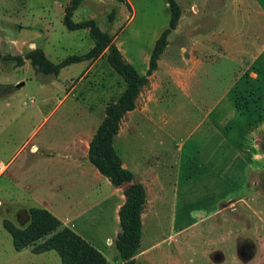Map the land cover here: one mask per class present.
<instances>
[{"label":"rangeland","instance_id":"obj_1","mask_svg":"<svg viewBox=\"0 0 264 264\" xmlns=\"http://www.w3.org/2000/svg\"><path fill=\"white\" fill-rule=\"evenodd\" d=\"M22 1L27 7L12 10L0 0V163L6 166L0 174V264H63L54 250L18 255L14 249L5 224L26 228L36 208L59 215L107 253L111 264H123L112 204L96 201L108 194L107 186L103 191H55L45 182L55 164L32 163L35 155L45 154L35 143L64 144L75 123L86 120L90 135L97 131L126 90L127 76L115 67L110 46L102 45L90 27L67 28L64 17L71 0H58L56 6L55 0ZM177 1L186 24L169 33L157 68L139 87L134 108L122 114L114 137L125 161H135L144 175L150 172L142 240L152 260L144 256L138 262L249 264L256 256L251 264H264V92L244 94L230 88L234 64L222 44L227 36L206 31V11L193 10L207 6L206 0ZM170 15L167 0H82L73 20H95L111 37L119 59L143 76ZM226 18V28L240 34L242 23L231 15ZM200 32L206 42H221L219 55L182 63L184 86L179 87L175 74L181 69V46L189 48L187 41ZM35 51L58 66V75L34 67L30 55ZM23 81L27 83L16 89ZM250 102L256 109L242 110ZM79 104L81 110L75 108ZM234 105L249 115L231 118ZM132 133L131 144L121 147V140ZM256 152L261 156L254 159ZM255 168L252 180L258 181L256 204L262 219L243 210H224L221 201L229 195L249 198ZM79 198L82 204L76 203ZM85 209L81 215L79 210Z\"/></svg>","mask_w":264,"mask_h":264},{"label":"crops","instance_id":"obj_2","mask_svg":"<svg viewBox=\"0 0 264 264\" xmlns=\"http://www.w3.org/2000/svg\"><path fill=\"white\" fill-rule=\"evenodd\" d=\"M58 3L59 1L55 0L53 5L56 6V4ZM206 3L207 6L202 7L203 9L195 5L193 7V10L196 13H203L204 11H206V15H208L209 19L207 24L208 26L205 29L206 31L209 28L210 30L213 29V32L217 31L219 35L222 34L223 36H227L226 38H224L222 44L225 47V52L228 53L231 58L230 61L234 64L232 69V77L234 79L230 84V88H239L240 92L244 94H260L261 92H264V38H262L264 35L260 34L262 31H264V0H206ZM25 4L26 2H23L22 0H3V8L12 7V10L13 8L15 9L18 7H22ZM227 15H231L232 18L235 19L237 18V21H240L242 23L243 28L240 34H237L235 36L233 35V31L231 29L226 28L225 22L227 21ZM185 19V12L182 11V15L176 27V30L184 28L186 24ZM228 37H230L232 40L229 41L227 39ZM187 43L189 45V48L183 47L182 49L181 46V50H183L180 51L181 60L179 62L181 63V65H179V67H181V69H178L177 73L175 74V83L179 87L184 86L183 80H180V75L183 74L182 63H190L191 61H196L197 58L200 61L204 59L213 60V57L219 55V51L217 50L221 47V42H219L218 44L213 40L206 42L201 32L198 36L194 35L189 41H187ZM234 47H238L240 49H232ZM26 83L27 81H25V84ZM42 85L44 86L45 84ZM80 105L81 104L75 106V108L77 110H81L79 108ZM256 107V103L250 102L248 104H245L242 110H254L256 109ZM238 110L239 108L235 105L234 108H231L229 113L231 118H239L242 117V115H249L248 113L243 114ZM84 116L86 117V115ZM87 125L88 122H86V120L82 121V123L73 124L69 130L70 134L65 137V139L68 140H64V144L56 145L53 143H42L40 141L38 143H35L34 147L45 151V154L35 155L32 166L40 160H51L53 164H55L53 166L55 171L51 174L49 179L45 181L48 182L47 184H52V187L55 191H63L68 189H78V191H80L81 188H91L97 191H103L104 186H107L108 194L106 196L104 195L105 197L96 201H102L100 204L101 206L109 205L111 203V207L115 215V220L118 224H120V211L122 206L126 203L125 189L129 185V183H125L118 187L113 185L111 180L90 161V142L96 130H94L90 135ZM133 134L136 133H132L131 135L129 134L121 140V147H123V143L127 145L131 144L130 140L131 138H134ZM120 136L122 135L119 134L115 139V145H117V147L118 142L120 143L119 138H122ZM252 155L254 159H257L259 156H261V154L258 152L252 153ZM121 156L123 157V166L133 170L135 174V181L143 183L147 188L148 197L146 208L142 213L143 220V217L146 215V212L148 210L150 201V172H147L145 175L144 173L142 174L138 172V167H135V161L130 162L128 159L127 161H125L124 156ZM257 170L258 168L252 170L251 184L254 188H251L249 198H246V196L244 195L233 198L232 195H229L228 198H226L224 201H221L224 210H229L231 213L238 210H243V212H248V216L250 217H261L260 211L256 204V197L258 196V181L252 180L253 176L257 175ZM83 193L84 192H81V196L83 195ZM78 201L80 202V198L79 200H77V204ZM80 204H82V202H80ZM87 211V209H85L84 211L79 210V213L82 215ZM56 217L63 224L68 226V224L59 217V215ZM260 219H262V217ZM256 245H259V243H256ZM149 249H151V247ZM98 250H100L106 256L109 264H111L109 255L101 249ZM15 251L18 255L25 252L34 253L31 247H27L21 251L15 249ZM147 252L148 251L143 250L142 240L141 247L136 254V259L139 261L140 257L142 258L145 256L146 259L152 260L149 257V253ZM255 257L256 256L251 257L248 263L251 264L253 261H255ZM116 258L118 261L119 258L117 256ZM120 261L123 263V259H120Z\"/></svg>","mask_w":264,"mask_h":264},{"label":"trees","instance_id":"obj_3","mask_svg":"<svg viewBox=\"0 0 264 264\" xmlns=\"http://www.w3.org/2000/svg\"><path fill=\"white\" fill-rule=\"evenodd\" d=\"M82 0H71L66 7L64 23L68 29L75 30L90 27L102 45H109L111 58L115 67L127 76L128 86L117 102L109 109L104 122L98 127L90 143L89 159L105 175L113 185H129L125 189L126 203L120 211V231L116 239V247L123 259V264H140L136 254L141 247L143 223L141 215L147 205V188L143 183L135 181L134 172L123 166L122 158L114 146V137L118 134L122 114L134 108L139 87L146 83L148 76L157 68V61L162 50L169 44L168 35L175 29L182 15V8L177 0H167L170 8V21L154 46L150 66L146 75H139L131 66L119 59V52L111 37L100 30L95 20L75 22L73 14ZM34 67L45 74L58 75V66L53 64L42 51L30 55ZM32 220L26 228H18L5 224L12 235L15 249L21 251L31 247L34 253L56 251L63 264H109L106 256L69 226L64 225L47 209L31 210Z\"/></svg>","mask_w":264,"mask_h":264},{"label":"built area","instance_id":"obj_4","mask_svg":"<svg viewBox=\"0 0 264 264\" xmlns=\"http://www.w3.org/2000/svg\"><path fill=\"white\" fill-rule=\"evenodd\" d=\"M5 170H6L5 164L4 163L3 164L0 163V174H2ZM110 244H111V240H110Z\"/></svg>","mask_w":264,"mask_h":264},{"label":"water","instance_id":"obj_5","mask_svg":"<svg viewBox=\"0 0 264 264\" xmlns=\"http://www.w3.org/2000/svg\"><path fill=\"white\" fill-rule=\"evenodd\" d=\"M23 85H25V82H24V81L18 83L17 85H15V88H16V89H19V88H21Z\"/></svg>","mask_w":264,"mask_h":264},{"label":"flooded vegetation","instance_id":"obj_6","mask_svg":"<svg viewBox=\"0 0 264 264\" xmlns=\"http://www.w3.org/2000/svg\"><path fill=\"white\" fill-rule=\"evenodd\" d=\"M263 142H264V140H263Z\"/></svg>","mask_w":264,"mask_h":264}]
</instances>
